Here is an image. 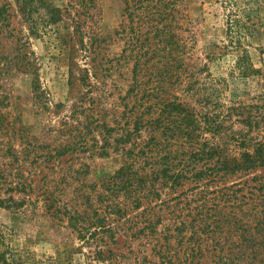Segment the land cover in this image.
Instances as JSON below:
<instances>
[{
    "label": "rangeland",
    "instance_id": "obj_1",
    "mask_svg": "<svg viewBox=\"0 0 264 264\" xmlns=\"http://www.w3.org/2000/svg\"><path fill=\"white\" fill-rule=\"evenodd\" d=\"M45 3L25 13L17 0H0L1 264H165L157 249L166 237L179 257L174 264H244L235 243L233 250L205 249L207 234L180 242L175 227L184 220L191 234L196 218L212 213L199 204L248 177L218 172L212 179L211 161L194 152L216 144L223 155L238 153L237 141L264 140V0ZM230 13L258 15L246 42L256 68L250 75L235 67ZM134 97L145 125L124 142L133 128ZM172 102L185 110H173ZM210 122L220 125L215 136ZM154 135L158 146L141 164L149 168L161 160L155 152L173 147L187 172L184 185L165 186L151 204L167 212L161 199L175 197L177 210L161 218L155 232L142 231L139 216L126 221L127 232L116 240L95 233V210L105 213L115 198L104 183L122 165L124 149L152 143ZM119 197L133 201L123 191ZM244 211L240 218L254 225ZM188 244L204 247L186 260Z\"/></svg>",
    "mask_w": 264,
    "mask_h": 264
},
{
    "label": "trees",
    "instance_id": "obj_2",
    "mask_svg": "<svg viewBox=\"0 0 264 264\" xmlns=\"http://www.w3.org/2000/svg\"><path fill=\"white\" fill-rule=\"evenodd\" d=\"M17 2L20 9L25 13L46 6L45 0H17ZM0 8L4 11L5 5L0 6ZM256 18H258V15L251 13H245L244 15L230 13L227 18V32L230 35V42L233 50L238 51L235 67L241 75H250L256 71V68L252 65L249 48L246 45V42L257 30L259 20ZM130 102V123L133 124V128L128 129L126 137L123 136L124 142H131L133 132H138L145 125L144 114L140 110L139 98L134 97L130 99ZM172 105H174L173 110L184 111L186 108L181 102H172ZM168 114L170 115L171 111ZM209 124L208 130L214 132L212 134L215 136L220 131V125H214L211 122ZM230 132L227 131L225 134L227 135ZM187 134L192 136V131ZM245 140L235 143L239 148L238 153L223 155L218 151V145L216 144L209 145L208 150L200 148L198 152L193 153L194 156H198L201 152L207 155L212 165L210 168L215 170L212 179L218 176V172H222V175L228 178L232 174H244L248 177L243 181L235 182L234 185L239 187L233 191L224 185L223 192L214 199L205 198L199 206L202 209L206 206V209L211 210L212 213L207 218H196L198 222L194 224L191 234L187 229L184 232V228L188 226L184 220L180 221L175 229L179 230L177 237L180 238V242L194 238L196 235H198V239H201V235L207 234L209 241L207 244L205 243V249L211 247L221 252L224 248L232 249L230 247L231 243H235L237 251L243 256L244 264H264V140H255L254 142H246ZM152 141V143L147 142L145 144L132 142V146L124 149L122 165L104 183V188L109 190L115 198L112 197L113 201L105 205V213L95 210L97 215L95 222H93L96 226L95 233H107V239L116 240L117 233L119 234L121 230L124 234L127 232L128 227H124L126 221L139 216L141 217L139 221L141 225L143 224L141 230L155 232L161 218L167 213L177 210L179 201L171 203V200L175 197H170L167 200L161 199V202L167 203L166 207L170 208L167 212L164 208L162 212L156 209V205H152L151 202L154 199L161 198V192L165 186L168 185L169 188L178 189L179 185H184L181 179L186 176L187 171H184L185 169L182 167H178L179 163L175 160L179 158L177 157L179 151H176L173 147L167 148L163 154H161V149L155 152V158L160 155L161 160L153 161L149 168L142 165L141 160L150 158V152L156 150L158 136L154 135ZM249 174L254 175L250 176ZM121 191L124 192L125 199H129L133 194V201L121 200L119 197ZM149 196H151L150 200H147L149 203L142 211L125 217L129 209L135 210L141 207L144 200ZM243 205H247L245 211L242 209ZM181 208L183 209V206ZM239 210L244 211L243 216H252L254 225L244 222L238 215ZM109 216H112L114 221H109L107 219ZM123 217L125 219H122ZM170 236L174 237L176 235ZM107 239L105 243L109 245L111 241ZM165 239V241H159L157 253L165 264H174L178 256L170 250V237ZM201 246L204 247L203 244ZM201 246L188 244L184 249L186 251L185 259L191 257L196 250H201ZM102 251L100 248L99 252ZM5 261L6 254L0 250V264ZM179 263H182V260H179ZM188 264H191V261Z\"/></svg>",
    "mask_w": 264,
    "mask_h": 264
}]
</instances>
